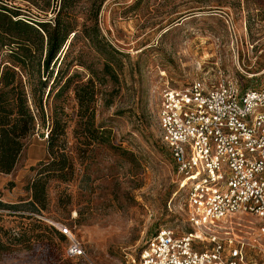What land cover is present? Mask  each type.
Listing matches in <instances>:
<instances>
[{
  "label": "rangeland",
  "instance_id": "obj_1",
  "mask_svg": "<svg viewBox=\"0 0 264 264\" xmlns=\"http://www.w3.org/2000/svg\"><path fill=\"white\" fill-rule=\"evenodd\" d=\"M0 2L21 17H54L55 0ZM99 25L125 61L120 85L109 87L112 105L97 108V124L111 129L116 148L100 147L85 161L76 156L73 178L50 179L46 208L33 212L30 187L48 158V128L38 127L14 170L0 172V203L19 207L0 206V264H141V250L160 226L189 231L184 192L161 136V89L167 80L173 87L226 76L242 87L264 80V0H107ZM69 143L76 144L73 135ZM240 217L230 237L242 243L248 264H263L261 222ZM61 223L85 255H69V239L56 232Z\"/></svg>",
  "mask_w": 264,
  "mask_h": 264
},
{
  "label": "trees",
  "instance_id": "obj_2",
  "mask_svg": "<svg viewBox=\"0 0 264 264\" xmlns=\"http://www.w3.org/2000/svg\"><path fill=\"white\" fill-rule=\"evenodd\" d=\"M55 1L48 20L21 17L16 6L0 2V172L11 173L27 139L47 126L48 158L30 187L29 205L37 213L46 208L50 179L73 178L76 156L85 161L100 147L116 148L111 129L97 124V108L100 102L112 105L109 87L120 85L125 73L121 52L99 25L107 0Z\"/></svg>",
  "mask_w": 264,
  "mask_h": 264
},
{
  "label": "built area",
  "instance_id": "obj_3",
  "mask_svg": "<svg viewBox=\"0 0 264 264\" xmlns=\"http://www.w3.org/2000/svg\"><path fill=\"white\" fill-rule=\"evenodd\" d=\"M158 119L190 230L178 235L160 226L143 246L141 264H248L229 229L248 214L264 234V80L248 87L231 76L185 87L167 80ZM55 226L69 239L70 256L85 255L70 227Z\"/></svg>",
  "mask_w": 264,
  "mask_h": 264
}]
</instances>
